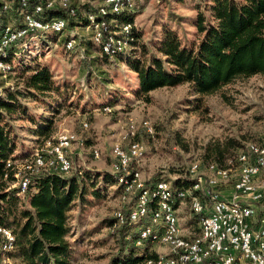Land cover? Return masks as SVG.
I'll return each instance as SVG.
<instances>
[{
  "label": "rangeland",
  "instance_id": "rangeland-1",
  "mask_svg": "<svg viewBox=\"0 0 264 264\" xmlns=\"http://www.w3.org/2000/svg\"><path fill=\"white\" fill-rule=\"evenodd\" d=\"M133 1L137 13L134 18L138 33L137 57L142 56V47L150 48L167 30L174 31L184 45L196 43L197 15L201 13L206 20H211L208 11L211 0ZM11 18L14 19L10 17L9 20ZM68 32L69 29L21 45L26 61L37 57L36 63L50 69L61 90L59 94H52L50 100L24 102L34 122L16 118L9 121L10 138L16 144L14 156L23 158L14 165L32 159L36 150L43 146L41 140L37 142L33 131L42 117L47 116H52L54 121L49 136L53 142L63 136L78 140L65 151L73 171L112 173L115 163L112 146L119 143L127 151L136 141L142 145L144 154L132 163L131 169L140 172L144 182L157 177L173 185L177 179H183L194 161L199 162L200 172L207 174V165L214 161L205 152L214 144L228 148L227 158L246 143H261L264 135V75L235 78L218 92L204 96L193 95L187 85H178L159 88L142 98L136 94V74L128 71L124 64L103 61L96 57V50L87 52L86 47L67 51L64 46ZM74 33L84 42L90 36L83 28L75 29ZM85 56L87 58L82 61ZM97 59L99 61L95 62ZM92 60L97 63V68L90 70ZM16 73L8 72L3 77L0 72V97H4V89L21 86ZM196 99L200 102L195 103ZM105 108L110 111H104ZM144 122L149 123L153 134H148L142 127ZM131 125L135 128V136L129 134ZM93 149L99 151L100 158L92 157ZM232 184L220 189L225 198L232 192ZM97 189L99 198L92 197L89 191L84 202H75L68 213L72 264H108L117 251L118 243L111 237V230L101 223L128 206L120 203L116 185L100 183ZM179 210L184 230L198 227L186 204ZM164 251L158 245L151 246V252ZM14 262L9 260L8 264Z\"/></svg>",
  "mask_w": 264,
  "mask_h": 264
},
{
  "label": "trees",
  "instance_id": "trees-1",
  "mask_svg": "<svg viewBox=\"0 0 264 264\" xmlns=\"http://www.w3.org/2000/svg\"><path fill=\"white\" fill-rule=\"evenodd\" d=\"M101 1L103 0H98V4ZM210 2L208 11L211 20H206L201 13L195 19L198 35L196 43L184 45L174 31L167 30L150 48L142 47L140 57L136 55L139 51L136 27H132L129 35L123 32L125 26L135 25L136 6L132 11L108 13L100 17L95 7L73 4L72 13L60 9H45L41 19L43 22L64 19L65 30L69 29L66 42L72 39L75 42L73 51L79 48L84 50L86 47L87 52L96 50V57L103 61L124 64L128 71L137 76L136 94L139 97L147 98L154 90L178 85H187L193 95L204 96L218 92L235 78L264 75V0ZM37 3V0H0V31L7 26L13 29L20 27L22 13L30 11ZM5 4L7 7L4 10ZM89 16L96 23H106L111 32L103 33L99 44L93 40ZM10 17L14 19L9 20ZM110 22L113 24H109ZM78 28L89 31L88 41H82L74 33ZM50 35L57 34H37L35 39L39 41ZM28 39L18 41L7 50L4 57H0L1 62L10 66V72H18L16 74H19L21 82V86L17 88L4 89V97H0V228L10 230L14 236L13 249L3 252L1 246L4 238L0 234V262L5 259L15 261L11 264H72L74 259L71 255L72 245L68 241V213L75 202L83 203L89 191L92 197L99 198L97 188L100 183L116 185L119 196L124 187L118 184L117 176L113 173L77 171L69 176H62L51 171L32 175L22 171L28 177V184L24 194L18 195L20 188L14 177L15 165L9 168L6 165L8 161L12 164L21 162L23 158L14 156L16 144L10 138L9 121L16 118L34 122L29 117L24 102L50 100L52 94H59L61 90L50 69L36 63L37 57L26 61L27 56L21 45L30 41ZM117 41L127 42V47L118 49L115 44ZM104 47H108V52L103 51ZM86 58L85 56L82 61ZM98 61L99 59L95 62ZM95 62L90 64V70L92 67L97 68ZM199 102L200 99H196L195 103ZM36 125L33 135L43 145L50 139L53 118L42 117ZM241 149L225 158L228 148L214 144L207 147L205 153L214 161L212 164L225 167ZM157 182L169 181L154 177L145 181V186L152 188ZM191 183L188 179H177L172 185V191L186 190ZM175 204L177 207L178 199H175ZM258 209L259 214H264V199ZM124 214L126 221L119 227H115V217L104 219L101 223L111 230V237L118 243L117 251L108 264H144L157 254L151 252L152 245L148 241L142 247H136L139 234L134 228L138 229L139 225L129 223L126 210ZM192 219L199 222L196 215H192Z\"/></svg>",
  "mask_w": 264,
  "mask_h": 264
},
{
  "label": "built area",
  "instance_id": "built-area-1",
  "mask_svg": "<svg viewBox=\"0 0 264 264\" xmlns=\"http://www.w3.org/2000/svg\"><path fill=\"white\" fill-rule=\"evenodd\" d=\"M37 1L30 11L22 13L20 27L13 29L7 26L0 31V57H4L7 50L20 40L35 39L37 34L59 35L64 32V19L42 21L41 14L45 9L72 13L73 4L89 5L95 7L97 14L103 17L108 13L116 14L135 8L133 0H103L99 4L98 0ZM6 7L5 4L4 10ZM89 21L93 29V40L99 44L103 33H111L109 27L106 23L94 22L92 16H89ZM132 27L135 25L125 26L123 32L129 35ZM115 44L118 49L127 47L125 41H117ZM74 45L72 39L64 47L71 51ZM103 51L108 52V47H104ZM0 72L4 77L10 72V66L0 61ZM104 111L109 112L110 109L105 108ZM82 126L87 127L85 123ZM142 127L148 134H153L149 123L144 122ZM129 134L135 136L132 125ZM73 142L78 143L73 136L59 137L55 142L48 139L36 150L32 159L22 165H15L14 177L20 188L18 195L24 194L28 184V177L22 171L30 175L51 171L62 176L77 172L73 171V165L65 154ZM80 145L83 143L80 142ZM111 154L115 159L112 173L117 176L118 184L124 187L119 200L128 206L114 213L115 227L125 223L126 210L129 223L139 225L136 247H142L148 241L151 245L165 249L163 253H156L155 258L147 259L144 264H264V214H259L258 209L264 199V135L259 144L246 143L225 167L212 163L207 165L205 175L200 172L198 161L190 163L182 178L192 183L190 188L179 192L172 191L171 182H157L154 187L148 188L141 180L140 172L131 169L132 163L144 154L139 142L133 141L127 151L115 143ZM91 155L94 159L100 158L98 150L93 149ZM13 165L8 161L6 166L9 168ZM230 182H233V190L225 198L220 189ZM175 199L179 200L177 207ZM185 204L191 215L199 217L197 228H182L179 209ZM0 234L4 238L1 251L12 250L14 236L11 231L0 228ZM8 262L4 259L0 264Z\"/></svg>",
  "mask_w": 264,
  "mask_h": 264
},
{
  "label": "crops",
  "instance_id": "crops-1",
  "mask_svg": "<svg viewBox=\"0 0 264 264\" xmlns=\"http://www.w3.org/2000/svg\"><path fill=\"white\" fill-rule=\"evenodd\" d=\"M227 197H229V195Z\"/></svg>",
  "mask_w": 264,
  "mask_h": 264
}]
</instances>
